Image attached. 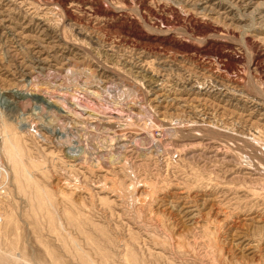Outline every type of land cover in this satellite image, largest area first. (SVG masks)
Returning <instances> with one entry per match:
<instances>
[{"label":"rangeland","instance_id":"374dc122","mask_svg":"<svg viewBox=\"0 0 264 264\" xmlns=\"http://www.w3.org/2000/svg\"><path fill=\"white\" fill-rule=\"evenodd\" d=\"M0 161L2 251L264 264V0H0Z\"/></svg>","mask_w":264,"mask_h":264},{"label":"bare ground","instance_id":"6f19581e","mask_svg":"<svg viewBox=\"0 0 264 264\" xmlns=\"http://www.w3.org/2000/svg\"><path fill=\"white\" fill-rule=\"evenodd\" d=\"M262 20V19H261ZM86 75V74H85ZM80 76V75H79ZM23 89H27V86L24 85L23 86ZM87 89V88H86ZM87 91V90H86ZM88 92V91H87ZM86 93V92H85ZM89 93L91 94H94V95H97L99 96L98 92L96 91H92ZM28 93L27 92H24L23 94L21 95H18V99L19 100V103L20 102H23V101H31L32 98L28 97L29 95H27ZM90 94V96H91ZM89 95V94H88ZM96 96V97H97ZM95 97V96H94ZM132 97V96H131ZM17 99V98H16ZM15 99V100H16ZM36 99V98H35ZM15 100H7L6 103H15L18 102V101H15ZM38 102H41L42 105H46L45 103L47 102L45 99H37ZM96 101V100H95ZM67 102V101H66ZM69 103V102H68ZM25 104V103H24ZM75 105V103H73ZM72 104V105H73ZM71 105V104H70ZM71 105V106H72ZM73 105V106H74ZM72 106V107H73ZM81 106V105H80ZM72 107H69V108H72ZM68 108V107H67ZM77 108V107H76ZM81 108V107H79ZM10 109V108H9ZM75 109V107H74ZM67 113L69 112L68 110L66 111ZM77 111H74V113L76 114ZM81 112V111H79ZM76 114V115H73L71 113V111L68 113L65 114L63 113L61 110L58 111V114L61 115L62 118H66V119H71L75 122H77L78 124L79 123H82V124H85V123H88V122H85V117H87V119H93L94 120V117H93V113L89 112V111H84V112H81L80 114ZM72 115H71V114ZM65 115V117H64ZM92 117V118H91ZM101 117V116H98V118ZM109 117V116H108ZM104 118V117H103ZM112 119L111 120H117V119H122L121 117H117V116H112L111 117ZM96 120H97V116H96ZM103 121V120H102ZM58 122V121H57ZM104 122V121H103ZM65 123V122H64ZM75 123V124H77ZM90 123H92V121H90ZM110 123V122H109ZM69 124V123H68ZM77 124V125H78ZM113 125V123H111ZM59 125V124H58ZM90 124H87L85 126L90 127L89 126ZM84 126V127H85ZM93 126V125H92ZM111 126V125H110ZM83 127V126H82ZM83 127V128H84ZM86 128V127H85ZM82 129V128H81ZM111 129V127H110ZM118 129V128H117ZM23 130V129H22ZM86 130V129H85ZM88 130V129H87ZM108 130V129H107ZM81 131V130H80ZM115 133V132H114ZM60 134V133H59ZM6 135V134H5ZM38 135V134H37ZM112 136V135H111ZM4 137H7V136H4ZM11 137V136H10ZM10 137L9 139H6L5 142V145H4V148H3V153H4V156L7 160V162L12 166V169H13V180L16 181L17 183V186H18V189L21 191V193H24V194H27L28 191H30V194L32 193V190H38L37 188L40 186V184H38V182L36 181V176L35 175H32L31 173H34V172H31V166L27 165L24 161V157L23 155L25 153H23V151L21 150L22 148L16 143L14 144L15 142H13L12 140V137H11V140H10ZM35 138V137H34ZM20 140V139H19ZM17 141V140H16ZM21 148V149H20ZM25 152V151H24ZM35 159V158H34ZM33 160V159H32ZM42 161V160H41ZM1 162V161H0ZM4 162V161H3ZM34 160L32 161V164H33ZM40 162V161H39ZM2 163H0V178H1V182L2 184L4 185L5 184V181L7 180L6 178V172L4 170V168L2 167L1 165ZM31 164V165H32ZM31 167V168H30ZM32 176H35V178H32ZM39 180V178H37ZM49 180V179H48ZM42 182V181H41ZM41 191V190H40ZM46 192V191H45ZM20 193V192H19ZM35 193V192H34ZM37 194V193H35ZM47 194V192H46ZM33 195V194H32ZM44 195V194H42ZM27 196V195H26ZM31 199L32 197L30 195H28ZM49 197V196H48ZM27 198V197H26ZM47 199V198H45ZM33 201H35L34 203L37 204L39 207H42L44 204V199L43 198H35L33 199ZM32 201V202H33ZM46 203V202H45ZM46 206V205H45ZM44 209V208H42ZM41 209V210H42ZM2 247V246H1ZM0 264H39V263H36L35 260L32 261V260H28L27 258L25 257H22L20 256L19 254L17 253H13V252H10L9 251H2L1 248H0Z\"/></svg>","mask_w":264,"mask_h":264},{"label":"built area","instance_id":"2783aa9c","mask_svg":"<svg viewBox=\"0 0 264 264\" xmlns=\"http://www.w3.org/2000/svg\"><path fill=\"white\" fill-rule=\"evenodd\" d=\"M1 220H2V217H1V215H0V222H1Z\"/></svg>","mask_w":264,"mask_h":264}]
</instances>
